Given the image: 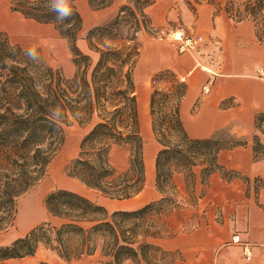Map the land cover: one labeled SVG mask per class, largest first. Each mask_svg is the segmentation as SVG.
Returning a JSON list of instances; mask_svg holds the SVG:
<instances>
[{"label": "trees", "instance_id": "1", "mask_svg": "<svg viewBox=\"0 0 264 264\" xmlns=\"http://www.w3.org/2000/svg\"><path fill=\"white\" fill-rule=\"evenodd\" d=\"M76 1L70 0L73 14L63 22L57 20L52 0L10 1L12 11L38 23L52 24L66 39L75 66L72 77L49 65L38 48H25L0 29V232L13 226L18 199L46 175L65 142V127L74 120L89 125V130L82 137L77 155L66 166L69 176L113 199L131 198L146 183L133 77L140 47L131 43H136L143 32L156 30L147 12L155 0H125L116 15L89 28L85 36ZM115 2L88 0L94 10ZM219 7L236 22L251 19L257 38L264 43V0H225ZM81 38L87 41L90 52L79 47ZM161 75L172 81L169 88L155 87L150 95L152 130L160 144L155 158V186L161 196L135 210L109 213L104 205L79 192L54 189L46 194L44 205L61 223L43 221L25 235L0 244V264L32 256L40 244L71 261L93 254L99 238L104 236L107 254L112 256L106 264H123L126 259L154 264L148 253L159 252L163 258L172 254L153 241L174 234L168 228L169 214L197 204L196 179L200 177L206 185L214 172L227 179L240 176L217 158L222 149L245 142L222 130L209 137H191L180 118L186 85L169 70L161 71ZM262 122L264 113L259 112L256 124L261 126ZM114 149L127 153L125 167L112 161ZM177 173L184 175L186 195L177 188ZM150 217L152 221L146 223ZM131 219L145 227L131 229L127 226Z\"/></svg>", "mask_w": 264, "mask_h": 264}, {"label": "crops", "instance_id": "2", "mask_svg": "<svg viewBox=\"0 0 264 264\" xmlns=\"http://www.w3.org/2000/svg\"><path fill=\"white\" fill-rule=\"evenodd\" d=\"M219 1L223 6L225 0ZM178 4L183 12L185 9L190 12L188 25L202 41L195 50L180 53L169 42L150 45V51L144 55L141 48L133 72L136 95L137 81L146 80L158 66L170 62L169 71L186 85L180 100V118L187 133L204 138L222 130L245 143L222 149L217 158L221 165L240 176L227 179L214 172L206 185L198 177L194 185L197 204L172 211L167 223L174 234L153 241L172 253L162 259L167 264H264V122L261 126L256 124V115L264 113V75L260 73L264 68V43L257 38L251 19L236 22L223 7L206 0H155L147 8L152 25L156 28L180 18L173 8L179 10ZM204 86L209 91L205 92ZM142 91L147 94L148 105L149 91L147 88ZM149 114L150 97L148 119ZM150 144L148 147L144 143L143 150L150 151L154 164H149L152 171L149 175L145 152L147 180L142 191L126 199L103 196L107 206L116 210L136 208L161 196L156 186L150 187L149 192L146 188L148 183L154 185L151 177L160 148L157 140ZM174 179L180 193L186 195L184 175L177 173ZM234 236L239 240H234ZM245 244L251 247V259L245 256ZM71 261L103 264L95 255ZM123 264L135 262L126 259Z\"/></svg>", "mask_w": 264, "mask_h": 264}, {"label": "rangeland", "instance_id": "3", "mask_svg": "<svg viewBox=\"0 0 264 264\" xmlns=\"http://www.w3.org/2000/svg\"><path fill=\"white\" fill-rule=\"evenodd\" d=\"M10 1L11 0H0V29L6 31L13 42L19 43L25 48H38L49 65L59 69L66 77H72L75 72V66L73 64L72 54L66 39L60 36L52 24L38 23L34 20L24 18L21 14L12 11L10 9ZM124 1L125 0H116V2L111 6L94 10L89 6L88 0H77L76 5L83 18L82 35L85 36L87 30L92 26L106 22L116 15L120 4ZM178 7L179 10H177V7L175 6L173 8L178 11L180 18L168 21L164 24H158L153 33L143 32L140 34L139 40H137L136 43L131 44L135 46L136 44L139 45L140 49H143V55L149 50L150 45L157 42L160 44H168V42L172 43V47L178 53L195 50L202 39H199L191 49L181 51V40L176 39L174 36V33L181 29L184 30L185 35L194 36L192 26L188 25V22L191 19L190 12L187 11V9H185L186 12H183L180 4H178ZM188 8H190V10L192 9L191 6ZM166 16L167 13L164 14V17ZM108 43L110 44L111 41ZM78 45L84 52H90L88 43L84 38L78 40ZM169 64L170 62L161 64L146 80H139L136 82L138 86V108L140 104V94H144L147 98V94L142 90L147 88L149 91L148 105L146 104V113L144 116L140 113L139 108L140 131L143 141L148 147L151 145V142L156 140L152 130L150 114L148 119L150 93L155 87L167 89L171 86V78L164 75H161L160 77L158 76V74L163 70H172ZM86 130H89V125L80 124L77 120H74L70 125L65 127V142L61 150L51 161L46 175L26 194L18 199V212L16 214L14 224L7 231L0 232V244H8L15 238L25 235L30 229L43 221L51 220L54 224L59 225L62 220L60 218L52 217L44 205V198L46 194L57 188H67L79 192L99 204L103 203L109 213L116 210L106 205V200L102 198V194L95 190L93 191L91 189H87L83 183L76 178L69 176L66 172L68 162L74 158L79 151V145L83 135L87 132ZM143 151L145 157L146 151ZM111 157L112 161L118 167H125L127 161V153L125 151L121 149H114ZM151 163L154 164V157L152 156H150L149 163L147 165V173L149 175L151 174L150 172H152L151 168H149V164ZM155 174L156 171L154 168V175L151 177V180L154 181V185L148 183V186L146 187L147 192H149L150 187L153 189L155 188ZM177 181H179V178H177ZM140 207L133 208L128 206L121 207L117 210H135ZM149 220L152 221V218H147L146 223H148ZM127 226L131 229L136 228L137 231L145 227L142 222L137 225V221L135 219L127 221ZM104 238L105 236L99 238L94 253L91 255H95L103 264H106L112 256L107 254L108 249L106 248V241H103ZM148 255H150L149 257L154 264H167V262L162 260L163 257L159 252L155 255L148 253ZM140 262L143 264L142 260ZM7 264H72V261H66L55 251L40 244L34 255L10 260Z\"/></svg>", "mask_w": 264, "mask_h": 264}, {"label": "built area", "instance_id": "4", "mask_svg": "<svg viewBox=\"0 0 264 264\" xmlns=\"http://www.w3.org/2000/svg\"><path fill=\"white\" fill-rule=\"evenodd\" d=\"M175 36V34H174ZM179 36L180 38H176V39H180L181 40V46H180V50L181 51H185V50H189L192 47H194V44L199 40V36H188L185 35V32L183 29L179 30ZM260 73L262 75H264V68L260 69ZM204 91H209V87L208 86H204L203 87ZM234 240L238 241L239 237L238 236H234ZM244 253L247 259H251L252 258V252H251V247L249 244H245L244 246Z\"/></svg>", "mask_w": 264, "mask_h": 264}, {"label": "clouds", "instance_id": "5", "mask_svg": "<svg viewBox=\"0 0 264 264\" xmlns=\"http://www.w3.org/2000/svg\"><path fill=\"white\" fill-rule=\"evenodd\" d=\"M52 9L57 12V20L63 22L72 16L70 0H52Z\"/></svg>", "mask_w": 264, "mask_h": 264}, {"label": "bare ground", "instance_id": "6", "mask_svg": "<svg viewBox=\"0 0 264 264\" xmlns=\"http://www.w3.org/2000/svg\"><path fill=\"white\" fill-rule=\"evenodd\" d=\"M174 34H175V38H180L179 31H176ZM139 103H140L139 104L140 113L142 114V116H144L145 113H146V104H147V98H146V96L144 94H140ZM143 119H144V117H143ZM149 155H150V151H148L147 152V155H146L147 165H148L149 159H150V156Z\"/></svg>", "mask_w": 264, "mask_h": 264}]
</instances>
